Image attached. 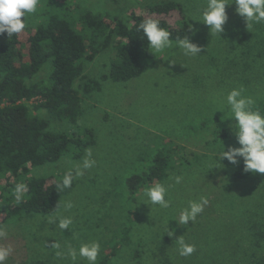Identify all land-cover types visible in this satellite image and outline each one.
Returning <instances> with one entry per match:
<instances>
[{
  "label": "rangeland",
  "instance_id": "obj_1",
  "mask_svg": "<svg viewBox=\"0 0 264 264\" xmlns=\"http://www.w3.org/2000/svg\"><path fill=\"white\" fill-rule=\"evenodd\" d=\"M176 1L185 5L194 27L190 41L201 51L187 56L173 45L154 53L162 58L158 68L124 82L105 78L115 55L112 47L85 62L83 76L75 81L82 97L77 127L93 129L96 143L80 158L64 155L18 179L20 184L32 177H65L77 169L83 173L74 176L71 186L62 187L57 212L3 225L0 247L11 249L4 264H88L79 256L73 262L69 248L78 250L94 241L100 244L96 264H264V174L237 179L236 165L222 161L226 167L219 168L223 144L226 150L238 145L231 121L225 120L229 114L217 111L224 107L228 92L240 86L255 100V108L264 110V23L247 28L233 3L226 6L228 20L220 37L200 21L207 0ZM156 2L72 0L71 7L128 19L132 12L159 15L150 11ZM171 15L169 21L175 25L180 15ZM32 31L30 27L20 32L24 42ZM50 73L48 63L30 81H47ZM86 79L98 80L100 89L84 94ZM26 103L32 115L48 120L50 130L75 132L71 124L36 108V101ZM170 149L172 168L158 183L167 188L171 206L144 204V193L127 200L124 179L149 166L155 154ZM88 150L96 163L84 169ZM177 176L182 178L179 184ZM202 196L209 203L196 220L177 224L188 202ZM63 218L72 220L66 230L58 227ZM181 236L195 245L189 256L179 254ZM109 253L113 255L107 257Z\"/></svg>",
  "mask_w": 264,
  "mask_h": 264
},
{
  "label": "trees",
  "instance_id": "obj_2",
  "mask_svg": "<svg viewBox=\"0 0 264 264\" xmlns=\"http://www.w3.org/2000/svg\"><path fill=\"white\" fill-rule=\"evenodd\" d=\"M71 3L72 0H39V10L25 19V28L33 30L26 42L20 33L0 34L3 37L0 42V229L8 221L53 214L61 207L64 177H32L23 182L27 191L17 200L14 189L22 174H29L38 165L55 163L64 155L80 158L87 147L96 143L93 129L77 127L82 97L75 81L83 76L85 62L112 47L115 55L105 78L128 81L162 64V58L151 53L142 31H137L143 20H159L173 41L187 35L190 39L194 33L181 1L157 0L150 11L159 15L132 12L128 19L118 15L109 18L110 14L71 7ZM172 12L180 15L175 25L169 21ZM48 63L51 64L48 80L30 81ZM99 89L100 82L95 79H86L82 84L84 94ZM31 100L36 101V108H44L50 118L71 124L75 132L50 130L47 119L31 114L26 103ZM261 112L264 114V110ZM221 134L222 140H226L225 134ZM151 161L140 173L124 179L127 200L134 201L149 186L168 176L172 168L171 149L160 151ZM250 174L243 172V161L234 169L237 179ZM13 179L17 180L13 182Z\"/></svg>",
  "mask_w": 264,
  "mask_h": 264
},
{
  "label": "clouds",
  "instance_id": "obj_3",
  "mask_svg": "<svg viewBox=\"0 0 264 264\" xmlns=\"http://www.w3.org/2000/svg\"><path fill=\"white\" fill-rule=\"evenodd\" d=\"M235 4V11L238 15L244 18L247 23V28L253 24L264 23V0H207L206 7L201 12L200 21L209 26L210 32L218 34L224 32V25L228 20L226 6ZM39 0H0V34L7 33L8 36L22 32L25 27V19L30 14H35L38 10ZM23 17V19H21ZM197 21V20H196ZM137 31H142L146 37L148 45L151 48V53H161L164 50L173 47V45L183 50L184 55L196 56L201 51V48L190 41L189 36L173 41L170 39L171 33L160 26V21L153 18L143 20ZM190 32L192 29L190 28ZM255 100L251 96L245 95L243 86L232 88L225 100L224 107L217 111L227 113L228 118L225 120L231 121L229 128L236 138L238 146L223 144V149L219 155V163L225 168L226 165L222 161H227L228 164L238 165L243 161L244 173H260L264 174V114L255 108ZM92 153L88 150L87 156L83 161V168L88 169L94 166L95 160L90 159ZM79 169L66 173L62 187L71 186L72 180L76 175H82ZM181 177H175V182L179 184ZM15 196L20 200L22 195L27 191V186L23 183L15 186ZM147 202L159 206L160 208H169L171 203L166 199L168 195L167 188L156 183L147 188L144 193ZM209 203L206 197H200L199 200H190L185 208H183L178 217L179 225H187L189 221L194 222L199 214L204 211V207ZM71 207V205H68ZM71 218H63L59 220L58 227L61 230H66L71 225ZM173 233H169L171 236ZM5 235L0 232V237ZM180 247L178 249L181 256H189L196 249L194 244L186 243L182 236L177 240ZM59 247V245H55ZM11 252L10 248L0 247V264H4L5 260ZM60 253L58 252L57 255ZM100 254V244L98 242L83 243L76 248H69V255L73 262L77 257L84 258L88 264H96Z\"/></svg>",
  "mask_w": 264,
  "mask_h": 264
}]
</instances>
